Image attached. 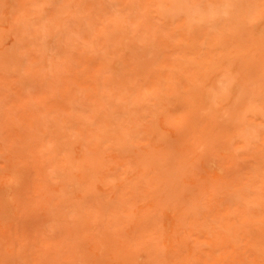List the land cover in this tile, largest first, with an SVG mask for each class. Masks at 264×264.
I'll return each mask as SVG.
<instances>
[{
  "label": "rangeland",
  "instance_id": "1",
  "mask_svg": "<svg viewBox=\"0 0 264 264\" xmlns=\"http://www.w3.org/2000/svg\"><path fill=\"white\" fill-rule=\"evenodd\" d=\"M0 264H264V0H0Z\"/></svg>",
  "mask_w": 264,
  "mask_h": 264
}]
</instances>
